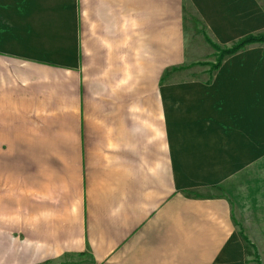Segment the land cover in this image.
Returning a JSON list of instances; mask_svg holds the SVG:
<instances>
[{
    "label": "crops",
    "instance_id": "0c3cea01",
    "mask_svg": "<svg viewBox=\"0 0 264 264\" xmlns=\"http://www.w3.org/2000/svg\"><path fill=\"white\" fill-rule=\"evenodd\" d=\"M264 0H0V264H253L223 185L264 160Z\"/></svg>",
    "mask_w": 264,
    "mask_h": 264
},
{
    "label": "rangeland",
    "instance_id": "374dc122",
    "mask_svg": "<svg viewBox=\"0 0 264 264\" xmlns=\"http://www.w3.org/2000/svg\"><path fill=\"white\" fill-rule=\"evenodd\" d=\"M224 50L213 48L210 63L180 70L212 71ZM219 194L231 203L233 220L247 247V258L253 264H264V160L225 183Z\"/></svg>",
    "mask_w": 264,
    "mask_h": 264
},
{
    "label": "trees",
    "instance_id": "16d2710c",
    "mask_svg": "<svg viewBox=\"0 0 264 264\" xmlns=\"http://www.w3.org/2000/svg\"><path fill=\"white\" fill-rule=\"evenodd\" d=\"M256 42H264V36H260V37H247L241 41H239L238 43H236L235 45H233L231 48L229 49H225L224 53L222 54V56L218 57L215 65L213 66V68H217L219 66V64L221 63L223 57L234 54L236 52H238L239 50L243 49L245 46L256 43ZM213 48H217L216 46H213Z\"/></svg>",
    "mask_w": 264,
    "mask_h": 264
}]
</instances>
